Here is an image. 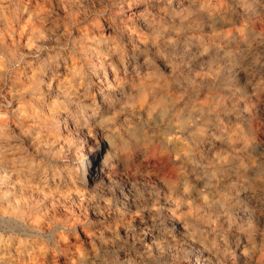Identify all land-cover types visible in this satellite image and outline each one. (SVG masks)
Returning <instances> with one entry per match:
<instances>
[{"label":"clouds","instance_id":"obj_1","mask_svg":"<svg viewBox=\"0 0 264 264\" xmlns=\"http://www.w3.org/2000/svg\"><path fill=\"white\" fill-rule=\"evenodd\" d=\"M0 264H264V0H0Z\"/></svg>","mask_w":264,"mask_h":264},{"label":"rangeland","instance_id":"obj_2","mask_svg":"<svg viewBox=\"0 0 264 264\" xmlns=\"http://www.w3.org/2000/svg\"><path fill=\"white\" fill-rule=\"evenodd\" d=\"M89 152H92V151H98V146L97 148L93 149V148H89L88 149ZM95 159V167H93V172L94 173H97V170L99 172H103V167H102V164H103V161L102 160H97L96 157H94Z\"/></svg>","mask_w":264,"mask_h":264},{"label":"bare ground","instance_id":"obj_3","mask_svg":"<svg viewBox=\"0 0 264 264\" xmlns=\"http://www.w3.org/2000/svg\"><path fill=\"white\" fill-rule=\"evenodd\" d=\"M93 161L95 162V159H94V157H93Z\"/></svg>","mask_w":264,"mask_h":264}]
</instances>
